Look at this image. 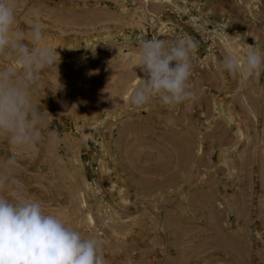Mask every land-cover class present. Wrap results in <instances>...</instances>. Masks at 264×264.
Segmentation results:
<instances>
[{
    "label": "rangeland",
    "instance_id": "1",
    "mask_svg": "<svg viewBox=\"0 0 264 264\" xmlns=\"http://www.w3.org/2000/svg\"><path fill=\"white\" fill-rule=\"evenodd\" d=\"M33 7L58 62L34 97L37 153L0 143L21 182L5 195L98 239L107 264H264V70H221L264 56V0H18L25 30ZM179 35L198 42L197 98L133 108L140 41Z\"/></svg>",
    "mask_w": 264,
    "mask_h": 264
},
{
    "label": "clouds",
    "instance_id": "2",
    "mask_svg": "<svg viewBox=\"0 0 264 264\" xmlns=\"http://www.w3.org/2000/svg\"><path fill=\"white\" fill-rule=\"evenodd\" d=\"M18 0H0V143L34 156L43 140L46 117L34 97L40 77L53 66L58 53L47 43L40 9L30 11L27 29L17 22ZM198 42L179 35L174 42L142 40L138 64L146 78L129 91L130 106L139 109L154 98L169 108L195 100L190 83L192 57ZM221 70L241 78L258 76L264 56L250 46L240 57L227 54ZM53 142L58 136H50ZM15 155L0 158V264H107L95 237L84 238L62 218L47 214L40 202L5 193L20 189Z\"/></svg>",
    "mask_w": 264,
    "mask_h": 264
}]
</instances>
